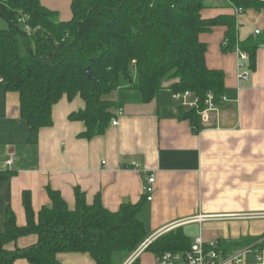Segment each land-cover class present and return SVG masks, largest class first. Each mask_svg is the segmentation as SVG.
<instances>
[{
    "label": "crops",
    "instance_id": "crops-1",
    "mask_svg": "<svg viewBox=\"0 0 264 264\" xmlns=\"http://www.w3.org/2000/svg\"><path fill=\"white\" fill-rule=\"evenodd\" d=\"M71 2L40 0L61 22L71 20ZM207 5L204 19L235 14L224 1L209 0ZM236 22L239 41L260 40L254 68L235 50L221 51L225 28L200 35L207 68L224 75V100L206 120L199 117L197 133L185 118L188 109L173 98V81L165 82L148 104L132 91L113 93L110 98L120 104L118 126L110 125L91 140L80 138L83 122L69 120L85 108L79 96L71 101L63 96L52 108V125L33 132L21 119L19 94L0 84L1 223L9 207L17 226L25 225L24 192L37 215L50 206L47 188L58 192L69 209L78 189L88 205L99 198L111 212L142 203L138 218L146 240L181 228L191 245L202 238L236 251L264 239V9L238 14ZM244 72L247 80L240 78ZM9 158L13 164L7 168ZM149 174L155 183L152 200L146 201ZM35 242L30 236L9 248ZM131 256L122 264H158L157 256L147 251L129 262ZM56 259L60 264H96L87 254H59ZM14 264L30 263L21 259ZM244 264H264V252L260 261L248 254Z\"/></svg>",
    "mask_w": 264,
    "mask_h": 264
},
{
    "label": "trees",
    "instance_id": "trees-1",
    "mask_svg": "<svg viewBox=\"0 0 264 264\" xmlns=\"http://www.w3.org/2000/svg\"><path fill=\"white\" fill-rule=\"evenodd\" d=\"M208 1L72 0L71 20L61 22L40 0H0V18L7 25L0 31V78L8 91L19 94L21 119L33 132L52 125V108L63 96L69 101L79 96L85 108L69 120L84 123L80 138L86 140L102 136L115 120L120 104L110 96L117 91L135 92L148 104L165 82L173 81L172 93L190 92L198 99V111L204 109L206 93H212L218 107L224 75L207 68L200 35L225 28L221 51L238 48L247 53L249 69L254 68L260 40H238L236 13L204 19L201 13ZM224 2L242 13L264 9V0ZM20 41L26 56L20 54ZM198 111L185 115L194 133L199 131ZM47 195L50 206L35 215L30 194L23 193L22 227L7 207L4 222L0 221V264L21 259L60 264L59 254H87L96 264H122L147 239L138 218L142 203L123 204L111 212L99 198L88 205L75 189V206L69 209L58 192L47 188ZM30 236L36 237L34 245L9 248ZM190 247L178 228L155 239L145 251L160 256L184 253ZM232 247L223 253H231Z\"/></svg>",
    "mask_w": 264,
    "mask_h": 264
},
{
    "label": "built area",
    "instance_id": "built-area-1",
    "mask_svg": "<svg viewBox=\"0 0 264 264\" xmlns=\"http://www.w3.org/2000/svg\"><path fill=\"white\" fill-rule=\"evenodd\" d=\"M224 1V0H218ZM235 13L241 14V10H235ZM29 31L28 28H26ZM255 35H259V31L255 32ZM223 45L226 44V41H223ZM235 51L239 54V57L242 61H248L249 55L245 52H242L238 48ZM243 65L240 64L239 68H242ZM240 78L243 80L248 79V73L244 72L240 75ZM0 84H4L3 80L0 78ZM173 98L175 100H179L182 102V105L186 107L188 110L195 109L198 111V99H196L190 92H185L182 94H173ZM192 98V101H188ZM214 97L212 93H206L204 99V109L202 111H198V116L206 120L207 115L211 112L216 111V106L213 103ZM224 99L222 98V101ZM112 127L118 126V122L116 120L111 122ZM13 164V159L9 158L5 161V166L7 168L11 167ZM133 168H137L135 164H132ZM146 187V201L152 200V194L154 192V183L155 178L153 175L149 174L145 178ZM201 219H198V221ZM153 242V238L146 240L143 242L137 250L132 254L129 262H133L139 254L144 252L148 246ZM262 247V249H261ZM264 252V239H260L253 244L252 247H246L243 249H239L236 251H232L231 253L224 254L223 248L217 241H204L202 238H197L194 240L193 244L190 247V250L184 253H164L160 256H157L158 264H244L245 257L248 254H254L256 256V260L260 261L262 254Z\"/></svg>",
    "mask_w": 264,
    "mask_h": 264
},
{
    "label": "rangeland",
    "instance_id": "rangeland-1",
    "mask_svg": "<svg viewBox=\"0 0 264 264\" xmlns=\"http://www.w3.org/2000/svg\"><path fill=\"white\" fill-rule=\"evenodd\" d=\"M7 25L5 23V21H3L1 18H0V31L1 30H4L6 29ZM19 51H20V54L22 56H26L27 55V49L26 47L24 46L23 42L20 41V44H19Z\"/></svg>",
    "mask_w": 264,
    "mask_h": 264
},
{
    "label": "water",
    "instance_id": "water-1",
    "mask_svg": "<svg viewBox=\"0 0 264 264\" xmlns=\"http://www.w3.org/2000/svg\"><path fill=\"white\" fill-rule=\"evenodd\" d=\"M87 74H88V76L90 77V73H89V71H87Z\"/></svg>",
    "mask_w": 264,
    "mask_h": 264
}]
</instances>
